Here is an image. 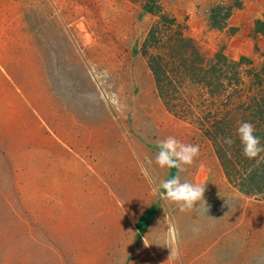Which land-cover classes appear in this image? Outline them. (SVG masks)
Segmentation results:
<instances>
[{"label": "rangeland", "instance_id": "374dc122", "mask_svg": "<svg viewBox=\"0 0 264 264\" xmlns=\"http://www.w3.org/2000/svg\"><path fill=\"white\" fill-rule=\"evenodd\" d=\"M215 1L0 0V264L102 258L139 214V227L157 217L178 232L212 230L227 190L248 203L240 233L254 245L253 264H264V202L225 181L211 145L191 124L200 117L196 109L188 121L163 109L146 68L157 50L141 54L148 29L160 16L172 19L207 63L216 53L243 59L242 85L227 90L233 103H264V62L254 68L225 50L239 30L222 32L228 10ZM169 136L199 146L182 172L155 164ZM175 175L205 187V206L181 212L156 194V185Z\"/></svg>", "mask_w": 264, "mask_h": 264}, {"label": "trees", "instance_id": "16d2710c", "mask_svg": "<svg viewBox=\"0 0 264 264\" xmlns=\"http://www.w3.org/2000/svg\"><path fill=\"white\" fill-rule=\"evenodd\" d=\"M253 30L264 35V22L255 21ZM148 47L157 50L147 55L146 68L163 109L176 119L185 121L189 120L191 109H196L200 117L191 124L211 145L225 181L242 195L264 202V160L245 158L236 137L239 124L250 122L264 145V103H233L229 93L242 85L240 71L243 59L230 62L216 53L207 63L191 39L183 35L172 19L163 16L148 29L141 43L142 55H146ZM244 73L250 74L255 83L259 81L256 73ZM252 85L246 87V91ZM187 86L198 88L193 97L185 94ZM202 94L211 101L197 102ZM218 96L224 97L222 103H214ZM225 137L233 139L230 147L223 143Z\"/></svg>", "mask_w": 264, "mask_h": 264}, {"label": "crops", "instance_id": "0c3cea01", "mask_svg": "<svg viewBox=\"0 0 264 264\" xmlns=\"http://www.w3.org/2000/svg\"><path fill=\"white\" fill-rule=\"evenodd\" d=\"M215 2L228 10L222 20L225 24L222 32L226 28L239 30L226 43L225 50L233 56L248 57L253 67L257 68L254 61L264 62V36L254 33L252 27L255 21L264 22V4L260 0ZM242 27L249 28L251 35L246 37ZM47 130L56 139H62L55 127L47 126ZM224 195L228 202L225 205L219 203L218 218L212 230L195 229L192 234L184 230L178 232L172 227L159 226L161 218L157 217L145 227H139L138 221L143 216L139 214L131 227L120 231L121 239L117 243L103 248L102 258L87 259L81 264H253L254 245L248 242L246 232L240 233L247 224L238 222L249 205L237 193L227 190ZM128 218L123 216V220Z\"/></svg>", "mask_w": 264, "mask_h": 264}, {"label": "clouds", "instance_id": "9594fccd", "mask_svg": "<svg viewBox=\"0 0 264 264\" xmlns=\"http://www.w3.org/2000/svg\"><path fill=\"white\" fill-rule=\"evenodd\" d=\"M236 137L239 140L242 149V155L249 159L255 160L264 153V145L261 144L260 138L255 135L254 125L250 122H242L236 129ZM223 143L231 146L234 141L231 137L223 138ZM158 152L155 157V164L160 169H176L178 172L185 170L186 166H191L194 160L199 156V146L193 144H184L175 137L160 141ZM230 155V153H228ZM151 163V160L149 161ZM205 187L190 182H181L179 175L172 178L161 180L156 185V194L164 201L175 204L181 212L191 210L200 201H203ZM206 211L207 208L205 207Z\"/></svg>", "mask_w": 264, "mask_h": 264}, {"label": "built area", "instance_id": "2783aa9c", "mask_svg": "<svg viewBox=\"0 0 264 264\" xmlns=\"http://www.w3.org/2000/svg\"><path fill=\"white\" fill-rule=\"evenodd\" d=\"M261 1V3H263L264 4V0H260Z\"/></svg>", "mask_w": 264, "mask_h": 264}]
</instances>
